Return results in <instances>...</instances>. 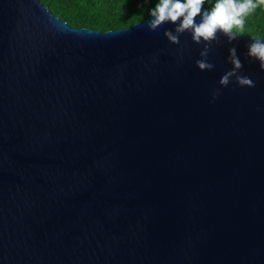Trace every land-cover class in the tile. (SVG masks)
<instances>
[{
	"label": "water",
	"instance_id": "1",
	"mask_svg": "<svg viewBox=\"0 0 264 264\" xmlns=\"http://www.w3.org/2000/svg\"><path fill=\"white\" fill-rule=\"evenodd\" d=\"M150 19L99 33L0 0V264H264L252 38L218 32L201 71L204 44ZM231 47L254 87L219 85Z\"/></svg>",
	"mask_w": 264,
	"mask_h": 264
},
{
	"label": "clouds",
	"instance_id": "2",
	"mask_svg": "<svg viewBox=\"0 0 264 264\" xmlns=\"http://www.w3.org/2000/svg\"><path fill=\"white\" fill-rule=\"evenodd\" d=\"M205 0H158L149 12L151 19L147 22L149 31H155L165 23L176 25L173 30H165L163 35L171 44H179V36L188 32L196 44H204L200 59L195 61L201 70H211L214 65L208 62V53L217 33H222L229 42L236 40L244 31L245 17L257 7L264 6V0H217L211 10L204 8ZM199 17V22H197ZM246 56L259 61V68L264 71V38H252L247 45ZM228 62L232 68L225 72L218 83L227 87L233 82L240 87H254V81L246 75L238 74L243 67L235 47L228 49ZM218 92L213 93L215 100Z\"/></svg>",
	"mask_w": 264,
	"mask_h": 264
},
{
	"label": "trees",
	"instance_id": "3",
	"mask_svg": "<svg viewBox=\"0 0 264 264\" xmlns=\"http://www.w3.org/2000/svg\"><path fill=\"white\" fill-rule=\"evenodd\" d=\"M158 0H39V3L72 29L99 33L128 30L146 21ZM217 0H205L211 10ZM241 37L264 38V6L245 17Z\"/></svg>",
	"mask_w": 264,
	"mask_h": 264
}]
</instances>
